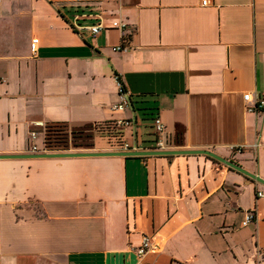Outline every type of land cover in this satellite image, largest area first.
Returning <instances> with one entry per match:
<instances>
[{
  "label": "crops",
  "instance_id": "0c3cea01",
  "mask_svg": "<svg viewBox=\"0 0 264 264\" xmlns=\"http://www.w3.org/2000/svg\"><path fill=\"white\" fill-rule=\"evenodd\" d=\"M76 17L126 21L128 48ZM0 78V155L44 150L50 123L93 146L45 153L121 151L108 126L148 150L159 118L167 150L264 180V113L244 100L264 94V0H2ZM0 264H264V184L206 155L0 159Z\"/></svg>",
  "mask_w": 264,
  "mask_h": 264
},
{
  "label": "built area",
  "instance_id": "2783aa9c",
  "mask_svg": "<svg viewBox=\"0 0 264 264\" xmlns=\"http://www.w3.org/2000/svg\"><path fill=\"white\" fill-rule=\"evenodd\" d=\"M1 2L0 0V8H1ZM204 5H207V1L203 2ZM79 18L76 17L74 21L72 22V27L75 31L79 33H83L85 31H88L93 37L98 36L102 32L109 30V29H114V30H119L122 33L123 36V43L122 45H119L114 48L115 51H124L128 47L126 45L128 36V30H129V25L126 21H123L121 19L115 20L111 22L110 24L106 23L103 18L99 19V22L93 25H90L88 27L82 26L78 23ZM38 44L39 40L38 38H35L32 40L31 43V51L35 55L38 50ZM0 82H3V79L0 78ZM121 92L122 94H126V92L123 90L121 86ZM244 100L246 102V110L248 112H259V113H264V94L259 95V96H253L251 93H246L244 95ZM126 105V101L121 104V105H116L114 106V109H122ZM123 124L122 122H119L118 125ZM117 127V124L115 125ZM154 127L157 135V139L155 142V145L153 148L148 149V150H153V151H162V150H167V147L165 146L164 143V133L166 131L165 126L163 125L162 121L159 118H156L154 120ZM32 139L36 138V133H32L31 135ZM237 151H241L242 148H236ZM121 151H141L138 147H131L129 144H125L124 148ZM33 152L34 153H45L47 152L46 150H38L36 146H33ZM260 197L263 196L262 193L259 194ZM256 220V215L255 212L249 211L246 213L245 220L243 222V226H247L251 223H253ZM157 247L154 246L152 239L150 237H144L143 243L141 247L137 249V254L140 259H142L148 252L152 250H156Z\"/></svg>",
  "mask_w": 264,
  "mask_h": 264
},
{
  "label": "water",
  "instance_id": "95a60500",
  "mask_svg": "<svg viewBox=\"0 0 264 264\" xmlns=\"http://www.w3.org/2000/svg\"><path fill=\"white\" fill-rule=\"evenodd\" d=\"M176 155H206L210 158L237 170L244 175L264 184V180L258 175L252 174L236 163L220 157L216 153L209 150H141V151H113V152H62V153H37L34 155H0V159H15L24 157H83V156H125V157H145V156H176Z\"/></svg>",
  "mask_w": 264,
  "mask_h": 264
},
{
  "label": "trees",
  "instance_id": "16d2710c",
  "mask_svg": "<svg viewBox=\"0 0 264 264\" xmlns=\"http://www.w3.org/2000/svg\"><path fill=\"white\" fill-rule=\"evenodd\" d=\"M125 91L124 85L121 83ZM109 127L108 135L103 136L108 141H114L113 146L122 148L123 141L120 133ZM92 138L84 133L70 132L67 125L63 123H50L44 130V150L47 152L69 151L71 149L91 148Z\"/></svg>",
  "mask_w": 264,
  "mask_h": 264
},
{
  "label": "rangeland",
  "instance_id": "374dc122",
  "mask_svg": "<svg viewBox=\"0 0 264 264\" xmlns=\"http://www.w3.org/2000/svg\"><path fill=\"white\" fill-rule=\"evenodd\" d=\"M98 142H99V143H103V142H105V141L103 140V138H100V137H99V138H98Z\"/></svg>",
  "mask_w": 264,
  "mask_h": 264
}]
</instances>
